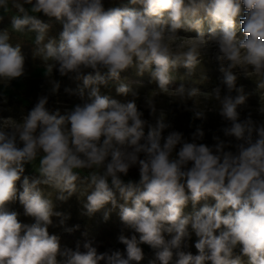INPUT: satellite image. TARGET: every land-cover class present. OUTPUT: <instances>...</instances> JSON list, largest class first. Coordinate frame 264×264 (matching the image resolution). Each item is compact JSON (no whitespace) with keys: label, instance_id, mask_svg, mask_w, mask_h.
<instances>
[{"label":"clouds","instance_id":"obj_1","mask_svg":"<svg viewBox=\"0 0 264 264\" xmlns=\"http://www.w3.org/2000/svg\"><path fill=\"white\" fill-rule=\"evenodd\" d=\"M105 2L0 0V9L7 11L11 4L19 13L11 17V29L33 33L37 52L54 61L61 76L83 85L80 103L63 114L50 111L49 96L40 95L21 123L0 127V264H139L141 244L154 250L150 264H243L242 256L248 264H264V119H240L238 108L247 97L233 72L243 66L264 77V0H128L119 7H105ZM30 13L60 22L58 40L48 37V23ZM238 17L243 38L237 36ZM204 20L209 36L201 32L193 39L213 42L218 49L225 91L217 86L212 94L218 114L228 122L221 129L226 139L213 136L212 145L200 143L201 127L191 140L176 130L162 135L171 128L163 118L153 126L135 100L121 102L101 94V86L118 81L129 68L149 73L158 88L167 90L177 65L190 73L200 62L199 44L177 53L169 41L180 38V29L199 31ZM9 40L8 30L0 31V81L8 83L26 71L21 46ZM58 89L53 82L51 93ZM175 90L184 98L199 92L183 84ZM116 92L126 96L130 88L121 83ZM259 113L264 116V109ZM193 117L203 121L206 112L195 107ZM37 156L39 175L30 180L25 165ZM133 167L139 179L125 182L122 177ZM93 168L101 171L89 173L92 190L83 207L87 214L108 204L117 207L119 196L124 202L119 218L135 233L118 237L126 255L119 250L98 253L91 241L83 243V251L80 245L61 250L58 237L49 234L52 217L62 214L54 211L40 185L58 189L56 198L65 201L80 179L75 170ZM209 198L213 204L196 209ZM16 200L24 215L34 218L32 224H22L18 213L7 209ZM189 202L193 212L185 214ZM192 233L197 237L195 255L182 250ZM165 234L171 238L166 240ZM238 245L240 255H234Z\"/></svg>","mask_w":264,"mask_h":264},{"label":"trees","instance_id":"obj_2","mask_svg":"<svg viewBox=\"0 0 264 264\" xmlns=\"http://www.w3.org/2000/svg\"><path fill=\"white\" fill-rule=\"evenodd\" d=\"M128 0H115L113 4L107 7H119L127 4ZM26 10L30 9V5H24ZM139 7V6H137ZM19 13L14 9L11 4L8 7L7 11L0 9V31L8 30L10 40L9 42L13 45L19 44L21 46L22 54L25 57V75L20 78L13 79L10 83L19 80L24 85H34L39 90L42 80L48 77L46 80L58 81L60 77L54 75V69L50 66L54 65L55 62L44 58L42 53L37 52V46L34 44V34L28 32H15L11 29V17L18 15ZM35 14L43 22L50 25L48 31V37L57 39L59 38V33L62 31V25L60 22L55 20V18H49L44 16L42 13H30ZM236 23H239V17L236 19ZM209 23L207 20H204L202 28L200 31L203 34L209 33ZM183 31H197L195 29ZM203 71H194V73H189L188 69L184 68L182 65H177L175 69L172 70L171 75L173 78V83L179 80L178 82L184 83L182 79L186 78H197L196 80L215 82L219 80L218 77L209 75L210 73L206 70V66H202ZM182 74L186 75L180 77ZM63 81L71 80L69 84L74 87L76 91L79 88L83 87L82 82L74 78H69V76L62 77ZM5 82V81H0ZM59 83V82H58ZM125 84L130 88L128 95H120L116 92V88L121 84ZM60 84V83H59ZM25 87V86H24ZM156 81L151 77L147 72L143 74H137L135 68H129L125 72L121 73L120 79L118 81L110 80L106 86L100 87V92L102 95H107L110 98L116 99L121 102H127L131 98L137 97L138 93H141L142 90H159ZM87 91V90H86ZM32 99L31 97H29ZM3 99L7 102L10 107L14 106L15 109H24L27 106L21 105L19 102L14 100L11 95L0 91V100ZM33 100V99H32ZM34 103V100H33ZM34 106L27 107L29 110ZM39 156L32 161L30 164L25 165L24 175L28 176L31 180L32 178L38 177L39 173ZM79 173L80 179L76 182L77 187L74 194L65 201H60L56 197L59 194L58 189L48 186L40 185L44 195L51 199L54 204V211L60 212L62 215L57 217H52V225L49 226V234L56 235L59 239L60 248H69L75 250L77 245H80L81 251H83V243L85 241H91L93 246L97 248L98 253L111 250H119L122 255H126L125 246L118 241V237L123 234L130 237L135 234L131 230L127 229L121 222L119 218V205L124 203L119 196L117 195V207H113L111 204L106 205L104 208L93 214H87L86 210L83 207V204L86 202V196L92 190L87 177L92 171H101V169H78L75 170ZM23 179V177H21ZM122 179L127 182L128 180L137 181L139 179L138 173H128L127 176L122 177ZM17 189L20 190V182H17ZM204 203L213 204L214 200L209 198L207 201H200L196 205L198 210ZM9 211H16L18 213V220L22 224H28V218L30 216L24 215L23 206L19 203L18 200L10 202L6 205ZM105 212H108V218L105 220ZM193 212V206L191 202L185 207L184 213L191 214ZM100 219V220H97ZM63 220V223L61 221ZM99 223H98V222ZM191 232V229H189ZM138 236V234H136ZM170 234H165V239H170ZM197 237L194 233L191 234V238L186 241L187 247H182V250L185 252H191L193 255L197 254V250L194 247V242ZM140 247L143 250L144 258L139 264H150L151 261L155 260L154 250H152L148 245L141 244ZM234 255H240V246L238 245L234 249ZM243 264H248L247 257L242 256ZM58 260L61 258L58 256ZM175 260V256L173 257ZM103 264V261L101 262ZM136 264V262H133ZM156 264H159L156 261ZM206 264H211V262H206Z\"/></svg>","mask_w":264,"mask_h":264},{"label":"rangeland","instance_id":"obj_3","mask_svg":"<svg viewBox=\"0 0 264 264\" xmlns=\"http://www.w3.org/2000/svg\"><path fill=\"white\" fill-rule=\"evenodd\" d=\"M114 1L115 0H106L105 7L113 4ZM236 26L237 36L243 38L244 34L242 30H240L239 23H236ZM201 32L202 31L200 30H178L177 34L180 38L170 40V48L174 52L181 53L186 51L189 47L199 44L200 62L191 70V73H194V71L201 72L205 70L199 66L202 65L207 67L206 70L210 73L209 75L216 76L219 80L215 82L197 81V78L195 77L182 79L184 82L183 85L186 88H196L199 91L190 98L181 97L175 90L180 84H182L177 80L174 83L172 82L167 90H142L141 93L136 95L137 97L131 98V100H135L138 110L143 112V118L147 120L149 124L155 126L157 119L160 118H163L166 122L171 124V128L164 130L162 135H167L168 131L176 130L182 132L186 139L191 140V134L197 127H201L204 131V137L198 142L212 145L214 143L212 139L213 136H220L221 139H226L223 137L221 129L228 123L223 120L217 112L219 110V103L212 94V90L215 87L220 86L223 94L225 89L220 83L223 74L220 71V64L216 59L218 49L215 43L210 42L200 44L199 41L193 39ZM203 35L207 38L209 33ZM50 67L54 69V75L60 77L59 80L56 81L60 84L59 89L55 94L51 93V88L55 81L46 80L48 77L42 80L39 90H37V87L32 84L24 85L25 83L23 84L21 81L16 80L12 83H8L7 81L1 82L0 91L8 93L14 100L27 107L35 104L40 95H48L49 100L47 107L49 110L55 111L58 109L61 114H63L66 110H70L75 104L80 103V97L78 91L69 84L71 80L63 81L62 77L65 76H61L56 71L55 64ZM233 72L237 75V86L243 87L244 93L247 97L245 104L238 108L240 119H245L249 116L254 121L264 119V116L259 113V108L264 109V85H261V81L264 80V77L258 76L252 72L251 69L245 70L243 66L234 68ZM180 75L181 78L186 76H182V74ZM65 89H70L71 91H65ZM29 97L34 100V103ZM27 107L24 109H15L14 106L10 107L5 100L1 99L0 127L5 129L16 127L22 122V118L29 112ZM195 107L197 110H204L206 112L205 120L201 121L193 117V110ZM152 108H154L155 111H151ZM145 134H147V127H145ZM232 143H235L234 139H232ZM128 173H138V169L133 167ZM27 221L30 225L34 222V218L29 217Z\"/></svg>","mask_w":264,"mask_h":264}]
</instances>
